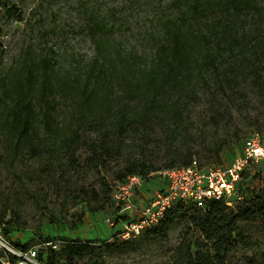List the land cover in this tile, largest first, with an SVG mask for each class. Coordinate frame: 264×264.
<instances>
[{"label": "rangeland", "instance_id": "rangeland-1", "mask_svg": "<svg viewBox=\"0 0 264 264\" xmlns=\"http://www.w3.org/2000/svg\"><path fill=\"white\" fill-rule=\"evenodd\" d=\"M165 1L0 0V91L15 84L24 59L37 61L47 54L58 80L83 79L97 52L91 29L94 5L121 10L117 18L127 23L115 34L114 43L138 62L149 61L161 37L162 22L156 18L157 12L164 15L169 12L163 7ZM237 21L241 31L261 25L259 43L253 40L252 44L223 50L224 66L220 73L199 77L197 93L189 92L185 97L180 131L168 130L173 118L165 113L155 116L145 126L150 125V132L141 126L139 134L126 136L125 140L115 139L123 152L101 171L75 169L70 166L69 157L72 153L90 155L100 135L114 132L118 108L134 109L140 105L139 98L132 99L124 92L125 84L116 74L110 79L108 93L96 96L92 104H80L76 88L68 86L69 90L58 94V110L50 124H44L41 115L37 118L41 135L35 146L40 150L45 143L51 145V155L43 159L29 153L28 146L16 144L7 124V109L0 105V210H7V217L13 212L18 221L3 225L0 234L16 247L27 245V250L36 249L45 257L49 239L58 244L56 249H60L63 239L95 241L96 251L76 258L73 264L175 263L180 241L187 235L195 238L200 235L194 225L198 214L190 207L173 218L160 238L148 232L124 238L115 233L116 228L106 219L117 208L113 194L122 179L120 175L140 156L142 142L147 147L143 157L163 165L147 176L138 193V203L145 206L165 187L166 180L160 171L170 163L182 164L188 153L193 152L203 166L227 165L242 154L246 137L254 132L264 137V88L256 82L264 70V12L243 15ZM104 96L111 108L101 106ZM76 129L81 142L64 150V139ZM223 140L226 144L218 157L214 149ZM263 173L260 167L253 168L244 178L239 190L249 201L264 192ZM82 186L100 190L102 197H110L111 201L103 209L92 211L90 206L98 201L81 200L78 195ZM241 227L250 236V242H239L231 249L226 264H246L251 260L264 264V217L257 222H242ZM3 249L0 244V251Z\"/></svg>", "mask_w": 264, "mask_h": 264}, {"label": "trees", "instance_id": "trees-1", "mask_svg": "<svg viewBox=\"0 0 264 264\" xmlns=\"http://www.w3.org/2000/svg\"><path fill=\"white\" fill-rule=\"evenodd\" d=\"M165 3L163 7L169 12L164 15L158 11L156 15L162 22L160 42L153 57L144 63L141 59V63L138 62L136 57L124 52L121 45L118 47L114 43L115 34L127 23L125 19L117 18L121 10L113 6L104 8L96 5L91 7L95 16L91 29L97 52L83 79L74 77L72 81H66L62 77L58 80L48 54L37 61L24 59L21 75L15 84L0 91V105L7 109V124L16 144L28 146L29 153L36 158L50 156L51 145L45 143L44 149L40 147V150L35 146L36 138L41 135L37 118L41 115L43 123L50 124L58 110V94L69 90L68 86L76 88L80 104H92L96 96L108 93L110 79L115 74L125 84L124 92L132 99L139 98L141 103L134 109L119 107L114 132L100 135L90 155L83 157L82 153H72L69 157L71 167L98 171L108 168L123 152L115 144V139L125 140L126 136L139 134L141 126L145 128L148 121H152L155 116L161 117V113L173 118L167 125L168 130L180 131L186 110L185 97L189 92L197 93L199 77L204 75L207 78L210 73H220L224 66L223 50L226 47L231 50L248 42L252 44L253 40L259 43L262 26L258 24L252 29L241 31L237 19L255 12L263 13L264 0H166ZM260 77L256 82L263 89L264 70ZM103 102L102 107H112L106 96ZM216 118L214 115L213 120L216 121ZM149 127L145 128L146 132L152 130ZM152 128L154 130L155 126ZM81 139L76 129L64 139L62 147L64 150L72 148V144L80 143ZM225 144L223 140L215 147L218 157ZM141 145L140 156L128 165L127 171L120 175V181L131 174L147 177L162 168L163 165L158 161L143 157L147 147L145 142ZM194 158V153L189 152L182 164L170 163L168 168L188 165ZM78 197L89 203L95 198L98 203L90 206L92 211L103 209L110 200V197L104 199L100 190L84 186L80 187ZM185 207H190L198 214L194 225L200 235L196 238L187 235L180 241L173 264H226L231 249L239 242H250V236L242 231L241 223L257 222L260 217H264V192H259L250 201L245 197L235 206L220 200H211L208 208L177 202L156 226L144 232L154 238L164 236L173 218L180 211L187 212ZM7 216V210H0V229L3 225L18 222L13 212L10 217ZM48 241L52 242V239ZM96 247L97 244L92 240L63 239L60 249L50 245L47 256L38 254V260L44 264H65L62 260H66V264H73L76 258L94 253ZM16 248L26 251L27 245L19 244ZM0 255H8L12 260L16 258L13 253L6 254L4 250L0 251ZM0 264H3L1 259ZM246 264L257 263L251 260Z\"/></svg>", "mask_w": 264, "mask_h": 264}, {"label": "built area", "instance_id": "built-area-1", "mask_svg": "<svg viewBox=\"0 0 264 264\" xmlns=\"http://www.w3.org/2000/svg\"><path fill=\"white\" fill-rule=\"evenodd\" d=\"M257 167L264 172V137L260 132L246 137L242 154L227 165L203 166L194 158L188 165L161 170L165 187L145 206H140L137 197L147 177L141 174L127 176L114 191L117 208L106 220L116 228V234L131 238L156 226L177 202L208 208L211 200H220L235 206L245 198L239 190L244 178ZM0 244L6 254L11 252L16 256L12 260L8 255H0L3 264H44L38 260L36 249H17L3 234H0ZM49 244L58 246L53 241Z\"/></svg>", "mask_w": 264, "mask_h": 264}, {"label": "crops", "instance_id": "crops-1", "mask_svg": "<svg viewBox=\"0 0 264 264\" xmlns=\"http://www.w3.org/2000/svg\"><path fill=\"white\" fill-rule=\"evenodd\" d=\"M95 226H99V224L98 225H95ZM115 230V229H114Z\"/></svg>", "mask_w": 264, "mask_h": 264}]
</instances>
